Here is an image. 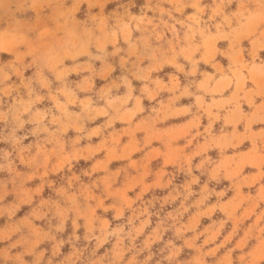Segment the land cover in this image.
<instances>
[{"label": "rangeland", "instance_id": "374dc122", "mask_svg": "<svg viewBox=\"0 0 264 264\" xmlns=\"http://www.w3.org/2000/svg\"><path fill=\"white\" fill-rule=\"evenodd\" d=\"M26 2L0 0V264H264V216L211 169L249 143L166 167L125 145L198 92L250 112L264 0H62L36 29Z\"/></svg>", "mask_w": 264, "mask_h": 264}, {"label": "crops", "instance_id": "0c3cea01", "mask_svg": "<svg viewBox=\"0 0 264 264\" xmlns=\"http://www.w3.org/2000/svg\"><path fill=\"white\" fill-rule=\"evenodd\" d=\"M26 1L24 7L35 13L33 20L30 22V24H33V29L38 27L37 21L42 17H45L48 22L50 20L51 24L55 23L58 14L57 6L61 4L62 0ZM112 1L90 0L91 3L96 5L108 4ZM13 6L10 8L12 12L19 10L17 5ZM0 18L3 20L2 16ZM1 42L2 40L0 39ZM191 96H193L194 101L183 104L180 103L181 99H179L178 103L167 109L172 114L166 119H159L158 121L168 120V124L156 123L152 120L151 115H147L142 118L144 120L143 127H136L135 125L126 128L127 131L131 130V134L129 135L130 138L125 141V145L141 146L144 150L143 157L148 163L158 160L162 167H166L167 165L193 163L198 158V163H201L204 153H208L213 148L220 147V152H222V148L229 150V148L240 144L249 143L246 149L237 154L234 152L228 153L225 161H222L223 158L216 160L215 163L218 166H215V164L211 169L218 168L220 170L221 179L230 182L229 188L230 190L232 189L234 196L244 197V202L241 204L243 205L242 211L245 216L246 212L252 213L256 209L259 216L263 219L264 91L260 90L257 95L255 94L253 103L250 102L249 97L244 96V99L248 101V104L247 102L245 104L251 106V110L248 114L243 113L242 115L238 114L237 109H226L224 107L217 108L214 111V104L207 98L208 96L205 92H198ZM168 97L171 96L168 95ZM173 97L182 98L180 94H174ZM137 98L134 97V99ZM199 98L203 99L201 103L198 102ZM139 102L141 103L140 100ZM139 102L137 101V106H139ZM199 104H202L201 107ZM216 104L221 103L217 102ZM137 132H140L139 139L133 137V134L137 135ZM227 160L229 163H234L235 167H231V164L223 167L222 162ZM211 169H208V171H211ZM162 172V168L154 172L151 184L155 183L156 185L160 181ZM234 201V199L231 200L230 198L228 204ZM2 264L7 263L3 261Z\"/></svg>", "mask_w": 264, "mask_h": 264}]
</instances>
